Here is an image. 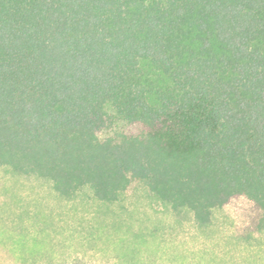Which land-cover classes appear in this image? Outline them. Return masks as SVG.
Wrapping results in <instances>:
<instances>
[{
	"label": "trees",
	"instance_id": "obj_1",
	"mask_svg": "<svg viewBox=\"0 0 264 264\" xmlns=\"http://www.w3.org/2000/svg\"><path fill=\"white\" fill-rule=\"evenodd\" d=\"M0 166L264 232V0H0Z\"/></svg>",
	"mask_w": 264,
	"mask_h": 264
},
{
	"label": "rangeland",
	"instance_id": "obj_2",
	"mask_svg": "<svg viewBox=\"0 0 264 264\" xmlns=\"http://www.w3.org/2000/svg\"><path fill=\"white\" fill-rule=\"evenodd\" d=\"M236 221L216 208L198 226L136 184L110 208L89 190L66 200L0 166V264H264V232L242 236Z\"/></svg>",
	"mask_w": 264,
	"mask_h": 264
}]
</instances>
